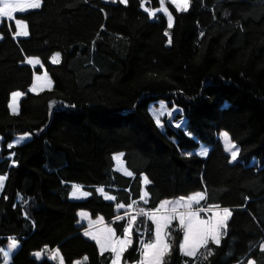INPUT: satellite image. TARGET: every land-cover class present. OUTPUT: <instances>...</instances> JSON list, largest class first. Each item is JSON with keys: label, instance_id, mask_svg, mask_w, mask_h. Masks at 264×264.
<instances>
[{"label": "trees", "instance_id": "obj_1", "mask_svg": "<svg viewBox=\"0 0 264 264\" xmlns=\"http://www.w3.org/2000/svg\"><path fill=\"white\" fill-rule=\"evenodd\" d=\"M142 2L43 0L17 13L28 36L15 37L13 21L0 26V174L7 175L0 264L12 238L20 246L8 264H59L35 255L56 248L66 264H111L112 252H102L78 225L80 210L123 236L127 219H116L123 213L118 205L154 211L164 199L196 192L205 194L206 208H231L225 234L189 257L174 221L162 264H264V0H190L187 11L169 5L171 28ZM56 52L62 57L53 64ZM31 56L42 59L54 81L36 94L29 90ZM16 90L24 96L13 113ZM156 101L182 109L185 128L165 121L161 129L150 111ZM223 130L239 146L234 162ZM25 133L31 138L8 147ZM201 144L209 148L205 156L197 153ZM116 153L132 176L115 169ZM74 183L90 195L70 198ZM152 236V222L139 216L122 264L139 262L142 238Z\"/></svg>", "mask_w": 264, "mask_h": 264}, {"label": "rangeland", "instance_id": "obj_2", "mask_svg": "<svg viewBox=\"0 0 264 264\" xmlns=\"http://www.w3.org/2000/svg\"><path fill=\"white\" fill-rule=\"evenodd\" d=\"M42 1L43 0H41V6H42ZM103 1L121 2V0H103ZM158 1H159V6L155 7V6H152L153 0H143L142 7L152 17H156L158 14H164L166 17H168V14H171V16H172V25H173L174 24V16H173V14H172V12H171V10L169 8V5H173L175 7V4L179 3L183 7L185 5V0H158ZM13 2L18 3L20 5V7L17 8L16 10H14L11 16H9V17H0V26L3 24V21L5 19H7L8 21H13L15 23V25H16V34L15 35H17V37H26V36H22V35H18L17 34L18 31L21 30V28L17 25L16 21H21V25H27V29L26 30H27L28 35H29V28H28L27 21H25L24 19L18 18L17 17V13H24V12H26L28 10H32V9H36V8L30 7V4H31L32 0H13ZM128 2H129V0H127V3ZM189 7H190V2L187 4V9ZM164 9H167V12H165ZM2 38H3V35L0 33V40ZM56 53H59L60 55H59V58H58V62L54 63L53 60H52V57ZM56 53H54L52 55L51 59H50L51 63H53V64H57V63H59L61 61V57H62L61 53L60 52H56ZM29 58H32L34 61L37 60V59L40 61L39 64H36V63L31 64L32 67L34 68L35 72H34L33 83H32V85L29 88L30 92L33 93V94H36V93H39V92H41L43 90L52 88L54 86V81H53L51 75L49 74L46 66L44 65L42 59L40 57H38V56H31V57H28V59ZM39 67L41 68V70L38 69ZM16 92H19L22 95H20L18 98H16L15 101L13 100V96L11 95L10 102H9V108H10V110L13 113H17V112L20 111V101H21L22 97L24 96V94H23V92L21 90H16L13 93H16ZM10 105H13V107L15 108V111L13 110V107H10ZM150 111H151L153 117L155 118L156 122H157V120H159V123H157V124L163 130H164V122L165 121L170 123V124H172V125H174V126L185 128V117L181 116L182 115V109H180L179 107H169L167 102H165V101H156V102H153V103L150 104ZM223 132H227V131H224V130L221 131V133H223ZM221 133H220L219 136H220L221 141H222V143L224 145V148H225V141L221 137ZM25 134H29V133H25ZM25 134L17 135L15 137V139L13 140L12 144L13 145L20 144V143L24 142L25 140H27L28 138L31 137V134H29L23 141H21L20 143H16L17 139L19 137H21V136H25ZM228 135H229V139L231 140V142L236 146V148L233 149V150H237L238 149V156H237V160H238V157H239V146H238V144L236 142H234L232 140V138H231L229 133H228ZM0 140H1V136H0ZM205 147L209 150V148L207 146H205L204 144H201L197 153L200 154L201 151L203 150V148H205ZM228 153H229L230 158H231V153L230 152H228ZM201 156H205V155H201ZM116 157H119V159H116ZM114 159H115V169L116 170H118L119 172H122L123 174L131 173V172H129V170L127 169V167L125 165V161L123 159V154L122 153H116L114 155ZM144 177H146V176L143 175V185H144V187H143V191H142V201H146V198L148 196V194H147V196L144 195L145 192L147 193L145 186L148 184V183H145ZM74 186H78L79 191H77L76 188L73 187V189L71 191V194H70L71 198L72 199H83L87 195V192L83 188H80V186L78 184H74ZM97 190L107 200L114 198L103 187H99ZM193 194H195V193H193ZM193 194H191V195H193ZM191 195H189V196H191ZM187 197L188 196L184 197L185 200H187ZM180 198H181V196L180 197H175V198L164 199L160 203V205H159L157 210L147 211V212L143 211V214H145L146 217L149 218L150 221L153 224V236L149 240H145V238H142V240L145 242L144 244L142 243V252L145 251V244H147V243L155 244L156 243V240H155V221L151 218L153 214H155L157 218L164 217V216H171L173 214L172 213V209H173V207H175L176 208V213H175L176 218L171 220V222L168 225V227L174 221H178L182 228H183V226L181 225V222L179 220V215L181 213H187L189 211H198L201 208H205V209H209V210L203 211V212H199V219L200 220H208L209 218H212L215 221V220H219V219H223L224 218V214L222 212V209L225 208V207H219V208L207 207L206 208L202 204L203 200H201L199 204L193 203L191 209H188L186 207H183L181 205H177L175 203ZM164 201H170L171 203H168L167 205H165V207L161 208V204ZM120 205H123V204H120ZM117 208L120 211L123 212L121 215H119V217H121V219H123V218L127 219V225H126L125 230H124V235L123 236H119V237L117 236L112 224L110 222H107L106 220H104L103 217H99V216L98 217H93L89 211L83 210V209L78 212V215H79L78 225L85 227L84 233L86 231L90 233V235H86V236L89 239H91V240H95L96 242H97V240H99L104 245V250L102 251L101 250V244L98 243L100 250L102 252L111 251L112 254H113V257H114V253L112 251V248L121 247V245L119 244L120 240L125 239L126 237H128L132 241V229H133V226H134V222L139 216L143 215V214H141V210H138L139 209L138 208V203H133V204H131L129 206L123 205V207H118L117 206ZM228 209L230 210L231 215L226 218V221H225L226 222V227H227L228 221L230 220V218H231V216L233 214V211L231 210V208H228ZM82 213H83V215H81ZM214 213H215V215H214ZM133 217H136V219L133 220L132 219ZM186 219H187V217H186ZM161 223L163 224V221H161ZM168 227L164 228L162 233H161V235L164 237V242L166 244H168V241H167V237H168L167 230H168ZM198 228H199V226L194 224V226H193L194 235L197 233ZM108 229H112L113 232H108L107 231ZM225 229H222L221 239H222L223 235L225 234ZM126 230H127V232H126ZM183 231H185L184 228H183ZM93 236H95L96 239H93ZM183 242H184V237H183ZM129 245L130 244L122 245V247L124 248V251L126 250V248ZM168 249H169V247L163 250L162 259H159V260L155 258L156 255H157V250L156 249H148L147 250V255L146 256H142V258H141V260L139 262H133V263H130V264H162L164 255L168 251ZM199 249H198V251H199ZM4 251H8V246L6 247V249ZM124 251L121 253V257L117 261V264H122V257H123ZM13 252H14V250L11 252L10 256H8V257L4 256V259L8 260L11 257V255L13 254ZM37 253L40 254L38 258H41L42 256L46 255V256H49L52 259H55L57 262H59V264H61V260H60V256L61 255L59 254V252L57 250H52V251H48V252L45 251V250L43 252L42 251L41 252L38 251L35 254H37ZM82 263L83 262H80L78 260L74 262V264H82ZM63 264H66V263L63 261ZM111 264H112V261H111ZM245 264H255V263L251 259Z\"/></svg>", "mask_w": 264, "mask_h": 264}, {"label": "snow or ice", "instance_id": "obj_3", "mask_svg": "<svg viewBox=\"0 0 264 264\" xmlns=\"http://www.w3.org/2000/svg\"><path fill=\"white\" fill-rule=\"evenodd\" d=\"M122 3H127V0H121ZM190 2V0H185V5L182 7L179 3L175 4V7L178 11H187V4ZM41 6V0H32L30 7L32 8H39ZM20 5L18 3L13 2V0H0V17H9L12 15L13 11L16 10L17 8H19ZM165 12H167V9H164ZM168 27L171 28L172 27V16L171 14H168ZM17 25L21 28L20 31H18V35H22V36H27L28 32H27V25H21V21H16ZM167 35V33H166ZM169 43H171V40L169 39ZM59 53H56L53 57L52 60L53 62H58V58H59ZM27 62L29 64H39L40 61L37 60H33L32 58H29L27 60ZM20 95H22L19 92L13 93V100L15 101L16 98H18ZM10 107H13V105H10ZM13 110L15 111V108L13 107ZM157 123H159V120H157ZM29 134H25V136H21L17 139L16 143H20L21 141H23ZM221 137L223 138V140L225 141V151H228L231 153V160L230 162H234L237 160V156H238V149L237 150H233L236 148V146L231 142V140L229 139V135L227 132H223L221 133ZM9 148L13 147L12 144L8 145ZM208 153V149L205 147L203 148V150L201 151L200 155H207ZM116 159H119V157H116ZM129 175H131V173H129ZM6 179V177L0 176V190H2L3 188V184H4V180ZM144 181L145 183H149V181L147 180V177H144ZM74 188H76L77 191H79L78 186H73ZM145 196H147V193L145 192L144 194ZM205 199V195L202 192H197L191 196L187 197V200H185L184 197H181L178 201H176L175 203L177 205H181L183 207H186L188 209H191L192 204L196 203L199 204L201 200ZM168 203H171L170 201H164L161 204V208L165 207V205H167ZM118 207H123V205H118ZM216 208H219V206H215ZM209 209H205V208H201L198 211H189L187 213H181L179 215V220L181 222V225L184 228V242L180 245V248L183 252L184 255L189 256V257H193L197 255L198 249L200 247H204L207 248V245L209 243V241H211L212 243L219 245L221 242V235H222V229L226 228V218L229 217L231 215V212L228 208H223L222 212L224 214V218L223 219H219V220H213L212 218H209L208 220H200L199 219V212H203V211H207ZM172 215L171 216H164V217H160L157 218L155 214L152 215V219L155 221V240L156 243L152 244V243H147L145 244V251L142 252V256H146L147 255V250L148 249H156L157 250V255H156V259H162V253L163 250L170 247V245L166 244L164 242V237L161 235L162 231L164 228H167L168 225L170 224L172 219H175V213H176V208L173 207L172 209ZM141 214H143V209H141ZM83 215V213L81 214ZM215 215V213H214ZM187 217V219H186ZM116 219H121V217H117ZM133 220L136 219V217L132 218ZM161 221H163V224L161 223ZM198 225V231L197 233L194 235L193 232V226ZM108 232H113L112 229H108ZM127 232V230H126ZM85 235H90L89 232H85ZM122 235H124V233H122ZM93 239H96L95 236H93ZM97 243L101 244V250H104V245L97 240ZM132 241L130 238L126 237L125 239H122L119 241V244L121 245V247H115L112 248V251L114 253V257L112 258V264H117V261L120 259L121 257V253L124 251V248L122 247V245L124 244H131ZM18 247V243L15 239H12L10 244L8 245V251H4V256L8 257L10 256L11 252L13 250H15ZM209 255H211V251L209 250ZM37 255V257H39V253L35 254ZM85 261L87 260V257L84 258ZM61 264H63V260L61 258Z\"/></svg>", "mask_w": 264, "mask_h": 264}, {"label": "crops", "instance_id": "obj_4", "mask_svg": "<svg viewBox=\"0 0 264 264\" xmlns=\"http://www.w3.org/2000/svg\"><path fill=\"white\" fill-rule=\"evenodd\" d=\"M15 37H17V35H15ZM28 59V58H27ZM20 135V134H19ZM31 138V137H30ZM30 138H28V139H30ZM1 139H2V137H1ZM15 139V138H14ZM13 139V140H14ZM27 139V140H28ZM27 140H25V141H27ZM24 141V142H25ZM0 142H1V140H0ZM13 142V141H12ZM12 142L10 143V144H12ZM23 143V142H22ZM21 144V143H20ZM13 145V144H12ZM18 145V144H17ZM14 146V145H13ZM0 149H1V146H0ZM129 172H131L130 170H129ZM122 173V172H121ZM125 175H127V176H132V172H131V175H129L128 173H125ZM0 176H3V177H7V175L6 174H0ZM5 182H6V179L4 180V184H3V188H4V186H5ZM74 184H76V183H74ZM74 184H72V189H73V186H74ZM79 186H80V188H83L86 192H87V195L84 197V198H86V197H88L89 195H90V192L86 189V188H84L83 187V185H80V184H78ZM143 187H144V185H143ZM146 187V186H145ZM3 188H2V190H3ZM99 188V187H98ZM97 188V189H98ZM2 190H0V193L2 192ZM72 191V190H71ZM142 191H143V189H142ZM109 193V192H108ZM70 194H71V192H70ZM110 194V193H109ZM111 195V194H110ZM113 196V195H112ZM114 197V196H113ZM70 198H71V196H70ZM83 198V199H84ZM108 200H114V198L113 199H108ZM98 217V216H97ZM99 217H101V216H99ZM113 226V225H112ZM114 228V227H113ZM115 230V229H114ZM116 232V231H115ZM12 239H15L17 242H18V247L14 250V252L19 248V246H20V243H19V241L16 239V238H12ZM11 239V240H12ZM11 240H10V242H11ZM9 242V243H10ZM9 245V244H8ZM7 245V246H8ZM6 246V247H7ZM6 249V248H5ZM4 249V250H5ZM4 250H3V258H4ZM53 250H57L58 252H59V250L56 248V249H53ZM44 250H42V252H43ZM52 251V250H51ZM14 252H13V254H14ZM39 252H41V251H39ZM12 254V255H13ZM59 254H60V252H59ZM12 255H11V257H12ZM45 256V255H44ZM44 256H42L41 258H39V259H42ZM11 257L7 260H5L4 259V262L2 263V264H8L9 262H10V260H11ZM37 257V256H36ZM38 258V257H37ZM61 258H62V256H60V260H61ZM62 260H63V258H62Z\"/></svg>", "mask_w": 264, "mask_h": 264}]
</instances>
